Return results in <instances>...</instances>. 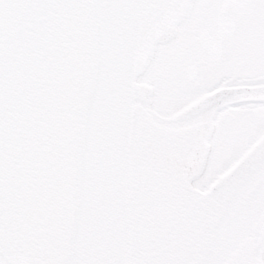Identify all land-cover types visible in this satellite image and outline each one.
Instances as JSON below:
<instances>
[{
    "label": "water",
    "instance_id": "1",
    "mask_svg": "<svg viewBox=\"0 0 264 264\" xmlns=\"http://www.w3.org/2000/svg\"><path fill=\"white\" fill-rule=\"evenodd\" d=\"M191 0H0V264H264V129L205 188L222 84L170 114L136 76Z\"/></svg>",
    "mask_w": 264,
    "mask_h": 264
},
{
    "label": "flooded vegetation",
    "instance_id": "2",
    "mask_svg": "<svg viewBox=\"0 0 264 264\" xmlns=\"http://www.w3.org/2000/svg\"><path fill=\"white\" fill-rule=\"evenodd\" d=\"M167 35L156 42L147 61L154 69L167 53L164 77L155 81L142 70L136 76L151 89L152 109L153 98L161 105L175 103L169 110L154 109L160 114L174 112L217 85L264 82V0H191ZM196 179L197 187L207 186L198 185Z\"/></svg>",
    "mask_w": 264,
    "mask_h": 264
},
{
    "label": "rangeland",
    "instance_id": "3",
    "mask_svg": "<svg viewBox=\"0 0 264 264\" xmlns=\"http://www.w3.org/2000/svg\"><path fill=\"white\" fill-rule=\"evenodd\" d=\"M197 43L195 49H200ZM153 69V64L148 63L142 68L143 74L151 76L155 81L164 77V72L169 67L167 53L161 55ZM153 61V60H152ZM155 64V63H154ZM140 72V73H141ZM149 88V86H148ZM151 89L149 88V93ZM151 106L158 111L169 110L175 103L159 104L152 99ZM253 102H243L225 109H221L215 118L214 131L209 140L210 148L206 164L199 178L198 185L207 184L221 169L232 162L248 143L264 129V105H252ZM161 105V106H160Z\"/></svg>",
    "mask_w": 264,
    "mask_h": 264
},
{
    "label": "bare ground",
    "instance_id": "4",
    "mask_svg": "<svg viewBox=\"0 0 264 264\" xmlns=\"http://www.w3.org/2000/svg\"><path fill=\"white\" fill-rule=\"evenodd\" d=\"M168 33V32H167ZM168 35L167 34H165V35H163V37L161 38V39H163V38H166ZM263 41V40H262ZM171 68V67H170ZM250 71H252V70H250ZM143 80V79H142ZM142 80H140V81H142ZM255 138V137H254ZM253 138V139H254Z\"/></svg>",
    "mask_w": 264,
    "mask_h": 264
}]
</instances>
